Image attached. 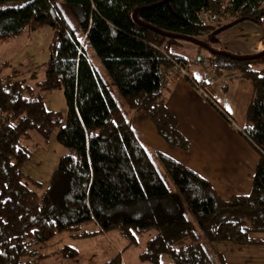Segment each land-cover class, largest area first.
I'll use <instances>...</instances> for the list:
<instances>
[{"label":"trees","instance_id":"16d2710c","mask_svg":"<svg viewBox=\"0 0 264 264\" xmlns=\"http://www.w3.org/2000/svg\"><path fill=\"white\" fill-rule=\"evenodd\" d=\"M263 17L264 0H0V42L45 26L52 30L36 92L16 75L0 77V264H42L48 241L62 232L91 236L96 231L82 228L88 222L98 231L120 230L128 245L151 232L141 261L226 264L221 252L199 240L185 208L209 244H261L252 234L264 233V54L236 59L211 53L209 59L215 76L227 71L250 80L240 132L259 153L250 192L223 199L199 173L146 147L89 50L126 107L142 112L166 144L188 150L163 93L175 64L196 85L175 49L190 38L221 51L213 46L221 31L241 21L261 25ZM57 86L67 105L65 118L48 109L41 95ZM53 129L68 152L39 193L41 183L22 170L29 157L24 141L33 131L46 137ZM60 252L78 256L70 246ZM104 264L122 263L117 255Z\"/></svg>","mask_w":264,"mask_h":264},{"label":"rangeland","instance_id":"374dc122","mask_svg":"<svg viewBox=\"0 0 264 264\" xmlns=\"http://www.w3.org/2000/svg\"><path fill=\"white\" fill-rule=\"evenodd\" d=\"M245 23L248 22L241 21L221 31L217 36V41L213 44L214 48H219L221 51L229 54L246 55L236 48L240 45H247L250 41L242 36L243 32H245ZM51 36V28L45 26L31 32L25 31L20 35L12 37L7 42H0V77L2 78L8 74L16 75L17 78L23 79L24 82L32 85L36 92L37 83L43 78V63L49 56L48 45ZM175 50L186 59V68L189 74L194 76L196 80L204 81L205 85L208 84L206 85L207 87L213 88L215 91V95L213 96L221 106H224L227 110L234 107L238 112L236 115L238 117L236 118L237 123L240 127H243L242 110L245 111L250 96L246 91V86L242 84L238 92L223 90L225 85L229 86L241 78L234 76L232 79H227L226 77L229 76V72L227 71L221 76H215L213 72L214 65L208 60L212 57V54L206 48H199L193 42L181 40ZM89 52L92 62L107 81L113 95L129 120L132 110L124 104L118 89L108 77L99 58L93 53L91 48ZM245 81L250 83L248 79ZM207 90L212 94L210 89L207 88ZM41 95L48 109L60 111L63 118H65L67 105L61 86L42 91ZM56 131V129H53L46 137L33 131L31 132V137L24 141L29 149V157L22 165V170L26 176L41 183L42 186L41 190L39 189V193L48 186L59 158L68 152V149L56 140ZM146 147L154 150L147 145ZM171 188L183 206L184 204L177 190L174 187ZM183 208H185V205ZM185 210L194 229L199 233V240L204 242L209 248L216 250L214 244L206 242L196 221L186 208ZM82 228L96 232L91 236L83 238L74 237L69 232H62L56 235L41 249L43 255L41 263L104 264L111 258L119 255L122 264H151L139 259V254L145 248L146 240L149 238L151 232L138 236L135 243L128 245L129 239L118 229L106 232L98 231L97 226L93 222L85 223ZM64 246L76 248L78 256L75 258L64 256L60 252ZM223 248L227 250V247Z\"/></svg>","mask_w":264,"mask_h":264},{"label":"crops","instance_id":"0c3cea01","mask_svg":"<svg viewBox=\"0 0 264 264\" xmlns=\"http://www.w3.org/2000/svg\"><path fill=\"white\" fill-rule=\"evenodd\" d=\"M247 22L242 36L250 41L247 45L236 48L246 55H251L264 50V17L261 25ZM228 74L227 79L234 77ZM240 78L229 86L225 85L223 90L238 92L239 87L244 84L248 95L251 96V82L245 81L246 78ZM206 85L204 81L199 80H196L195 85L186 76L173 73L171 70L163 81L166 106L177 119L179 131L189 140L188 150L166 144L142 112L132 111L130 123L138 131L140 140L145 145L199 173L212 184L223 199L232 195L247 194L251 189V175L259 159V153L240 132L242 127L236 120L238 112L234 107L227 110L221 106L213 96L215 95L213 88ZM201 87L209 94L207 88L211 90L210 95L225 111L227 117L219 110L220 108L205 98ZM243 112L245 111L242 110V119L245 122ZM252 236L259 238L262 243L238 246L227 241H215L212 244L224 255L226 264H264V233H253ZM223 247H227V250ZM163 261L168 262V258L164 256Z\"/></svg>","mask_w":264,"mask_h":264},{"label":"water","instance_id":"95a60500","mask_svg":"<svg viewBox=\"0 0 264 264\" xmlns=\"http://www.w3.org/2000/svg\"><path fill=\"white\" fill-rule=\"evenodd\" d=\"M133 18L137 20V18H136V11H134V13H133ZM138 22L142 24L141 21H138ZM161 33L163 35H165V36L179 37L177 35H173V34L166 33V32H161ZM188 40L192 41L196 45H199L201 47L206 48L210 53H214V54H225V55L231 56V57L236 58V59H255V58H258L259 56H261L262 54H264V50H262V51H260L258 53L251 54V55H238V56H236V55L228 54V53L223 52V51L215 50V49L211 48L210 46H208L204 42H201V41H198V40H194V39H190V38H188Z\"/></svg>","mask_w":264,"mask_h":264},{"label":"built area","instance_id":"2783aa9c","mask_svg":"<svg viewBox=\"0 0 264 264\" xmlns=\"http://www.w3.org/2000/svg\"><path fill=\"white\" fill-rule=\"evenodd\" d=\"M173 73H176V74L177 73H180L182 75H186L185 70L180 65H178V64H175L173 66ZM201 92H202V94H204V96H207L203 90H201Z\"/></svg>","mask_w":264,"mask_h":264}]
</instances>
